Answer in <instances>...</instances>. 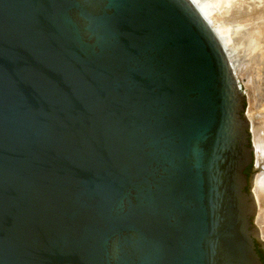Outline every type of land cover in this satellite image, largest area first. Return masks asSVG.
<instances>
[{
  "label": "water",
  "instance_id": "1",
  "mask_svg": "<svg viewBox=\"0 0 264 264\" xmlns=\"http://www.w3.org/2000/svg\"><path fill=\"white\" fill-rule=\"evenodd\" d=\"M237 83L190 0H0V264H264Z\"/></svg>",
  "mask_w": 264,
  "mask_h": 264
},
{
  "label": "rangeland",
  "instance_id": "2",
  "mask_svg": "<svg viewBox=\"0 0 264 264\" xmlns=\"http://www.w3.org/2000/svg\"><path fill=\"white\" fill-rule=\"evenodd\" d=\"M204 1L227 33L231 65L238 74L240 91L246 96V119L251 121V130L256 125L261 127L260 137L264 141V0ZM253 174L254 192L257 177L264 175V162L258 155ZM262 204L264 213V198Z\"/></svg>",
  "mask_w": 264,
  "mask_h": 264
},
{
  "label": "bare ground",
  "instance_id": "3",
  "mask_svg": "<svg viewBox=\"0 0 264 264\" xmlns=\"http://www.w3.org/2000/svg\"><path fill=\"white\" fill-rule=\"evenodd\" d=\"M191 3L194 5V7L198 10V12L201 14V16L205 19V21L207 22V24L209 25V27L212 29L215 37L218 39L220 45L223 47L227 59L231 65V57H230V50H229V43H228V39H227V33L224 29V27L221 25V23L219 22L218 18L216 17V15H214L213 10L210 9V6H208V4L205 3L204 0H190ZM231 69L234 73V75H236L235 77H237L238 79V74L235 70V68L233 67V65H231ZM248 118V115H247ZM249 119V118H248ZM250 124H249V128L251 125V121L249 120ZM261 127L260 126H254L252 127V130L250 129V133H251V138H252V144L254 141L255 144V148H254V144H253V151H254V166H255V159H256V155H258L259 159L263 160L264 162V141L263 139L260 137V132H261ZM256 187L254 189L253 192V184H254V174H253V183H252V195H253V199H254V203H255V207H256V217H255V224L256 226L259 225L258 229V235L260 237V239L263 241L264 240V223H263V209H262V202H263V198H264V175L262 174V176L257 177L256 181ZM258 210H259V214H258ZM258 214V217H257ZM257 218V220H256Z\"/></svg>",
  "mask_w": 264,
  "mask_h": 264
}]
</instances>
